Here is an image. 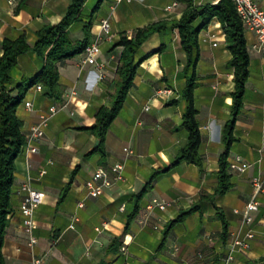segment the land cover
I'll use <instances>...</instances> for the list:
<instances>
[{
    "label": "crops",
    "instance_id": "crops-1",
    "mask_svg": "<svg viewBox=\"0 0 264 264\" xmlns=\"http://www.w3.org/2000/svg\"><path fill=\"white\" fill-rule=\"evenodd\" d=\"M97 1L86 0L82 13L91 15L89 41L99 33L101 19L110 22V38L101 34L96 57L100 66H80L83 53L63 60L57 64L59 99L48 95L45 87L36 91L31 86L17 107L25 136L48 106L55 105L58 110L49 119L44 136L33 142L37 152L23 150L15 160L11 215L2 247L5 264H31L36 259L40 264H264V191L256 195L259 209L251 213V223L242 227V234L247 228L255 232L249 249H235L232 259L227 260V244L232 233L241 228V214L234 210L242 211L254 194L251 178L264 175V55L252 48L254 35L244 30L248 75L228 154L230 162L239 158L249 167L243 173L229 170L232 186L222 196L201 198L212 194L217 185L218 158L224 150L221 130L231 117L234 89L233 69L226 65L231 55L220 23L213 18L198 34L194 105L201 134V162H180L157 176L124 232L135 195L156 170L170 166L186 144L187 132L181 125L186 76L177 30L168 25L150 35L135 57L138 60L152 54L137 67L122 108L106 132L101 153L95 150L99 138L85 128L95 122L100 107L112 105L123 50L116 43L122 35L131 37L138 28L157 21H176L185 11L218 0H103L92 12ZM70 2L13 0L10 4L0 0V55L5 38L24 35L33 45L36 31L57 24ZM257 2L264 11V0ZM200 21L198 17L195 25ZM69 33L73 40L82 39V24H73ZM211 35L218 40L215 46ZM41 67L42 61L33 50L21 54L10 72V86L31 79ZM165 88L171 90L169 95L159 92ZM26 101L31 102L30 109L24 106ZM125 147L130 153L124 152ZM118 162L123 163L122 180L90 197L85 182L97 168ZM41 169L45 174L39 176ZM24 182L43 193L34 212L36 243L32 246L28 245L19 211L23 197L20 185ZM152 198L167 202L166 208L148 209ZM193 205L198 209L164 235L166 223ZM220 213L228 224L226 242L221 237Z\"/></svg>",
    "mask_w": 264,
    "mask_h": 264
},
{
    "label": "trees",
    "instance_id": "trees-1",
    "mask_svg": "<svg viewBox=\"0 0 264 264\" xmlns=\"http://www.w3.org/2000/svg\"><path fill=\"white\" fill-rule=\"evenodd\" d=\"M103 0H98L93 7L95 12ZM86 0H71L66 13L55 25H45L36 31V40L29 45L21 35L15 39H3L1 43L2 54L0 55V264H5L2 247L6 228L11 215L10 196L14 182L15 160L23 151L25 145V134L23 133V122L17 115V107L22 103L24 94L28 88L41 84L47 89V94L59 99L61 95L59 85V73L57 64L63 60L73 58L83 53L88 44L91 33V15L84 16L82 13ZM201 21L195 25V20ZM216 18L224 34V42L230 52L227 67L233 69L234 89L231 93L232 103L230 106V119L226 121L221 130V141L224 150L218 158L217 185L210 195L201 198L209 200L225 194L232 186L231 173L228 160L229 148L234 140L232 131L235 120L242 107L245 82L248 75L249 56L244 38V28L238 17L234 4L231 0H218L214 4H207L198 8L189 9L182 13L176 21H157L149 26L138 28L131 37L122 35L116 43L122 46L120 64L117 68L116 90L112 98V105L100 107L95 113V122L85 128L99 138L95 150L103 153L106 132L112 121L118 115L126 98L127 92L132 85L135 71L139 64L152 53L145 54L136 60V53L147 38L157 32L164 31L168 25L177 30L179 45L185 54L183 73L186 83L183 88L182 97L185 103L182 115V127L187 132L186 144L178 150L174 161L170 166L156 170L141 190L135 195V204L128 215L124 232L129 228L131 221L139 211V200L151 188L154 180L162 173L169 171L180 162L199 164L201 156L198 152L201 143V134L197 121V110L194 105V89L196 83V68L200 58L198 34L205 29L211 19ZM77 22L82 24L83 38L73 40L69 30ZM162 45L158 48L160 50ZM33 50L42 61L41 69L29 80H23L10 86V72L16 66L18 57ZM16 89V92H15ZM198 205H193L173 220L166 223L164 235L186 215L195 212ZM222 224L221 237L224 242L228 238V224L223 215L219 214Z\"/></svg>",
    "mask_w": 264,
    "mask_h": 264
},
{
    "label": "built area",
    "instance_id": "built-area-1",
    "mask_svg": "<svg viewBox=\"0 0 264 264\" xmlns=\"http://www.w3.org/2000/svg\"><path fill=\"white\" fill-rule=\"evenodd\" d=\"M122 0H113L114 3H119ZM234 4L236 13L240 18L244 30L251 32L255 37V43L252 48L261 52L264 55V11L260 8L257 0H231ZM12 4L13 0H8ZM110 22L107 18H103L99 23V33L96 37L88 42L83 50V58L80 62V66L83 65H95L100 66L97 63V54L100 51V40L103 34L106 39L110 38ZM213 38L212 45L215 46L217 43L216 37L211 35ZM102 76H100L101 78ZM36 91H42L43 86L41 84L34 85ZM160 93L169 95L171 90L168 88L159 90ZM75 91L71 92L74 95ZM24 106L28 109L32 107L30 101L24 102ZM65 106V104H62ZM148 107H145L147 110ZM57 107L55 105H50L45 111L39 114V120L37 124L30 127L28 134L25 136V145L23 150L25 152L35 153L37 148L33 145L34 141L41 139L44 136V129L48 124L49 119L57 112ZM124 152L130 153L127 147L123 148ZM249 165L246 162L240 161L239 158L235 162H230L229 169L237 173H243ZM123 163L118 162L113 164L108 168L99 167L95 170L93 175L85 182V186L88 190V195L90 197H97L103 192L104 187L111 186L115 181H120L123 178ZM45 174V170L41 169L39 171V176ZM253 195L245 203L242 211L234 210L235 213L241 214V228L232 233L230 242L227 244V249L229 254L227 260H231V253L237 250H247L250 247V241L254 239L255 232L251 228H247L242 234V227L248 226L252 221L251 213L259 209V202L256 200V195L264 191V175L263 176H253L250 180ZM20 191L23 193V197L19 204V211L22 215V227L24 233L28 237V245L32 246L36 243V238L33 235V229L36 227V222L34 219V212L41 204L43 200V193L37 189H34L29 185V183H22L20 185ZM82 203L79 204L82 207ZM167 206V202L160 200L158 198H152L148 205V209L154 207L163 210ZM123 209V207H121ZM156 228V226L154 227ZM124 249V248H122ZM31 264H40V260L36 259Z\"/></svg>",
    "mask_w": 264,
    "mask_h": 264
},
{
    "label": "rangeland",
    "instance_id": "rangeland-1",
    "mask_svg": "<svg viewBox=\"0 0 264 264\" xmlns=\"http://www.w3.org/2000/svg\"><path fill=\"white\" fill-rule=\"evenodd\" d=\"M74 38V37H73Z\"/></svg>",
    "mask_w": 264,
    "mask_h": 264
}]
</instances>
